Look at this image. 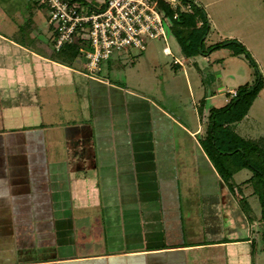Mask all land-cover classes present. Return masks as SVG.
<instances>
[{
  "label": "crops",
  "instance_id": "0c3cea01",
  "mask_svg": "<svg viewBox=\"0 0 264 264\" xmlns=\"http://www.w3.org/2000/svg\"><path fill=\"white\" fill-rule=\"evenodd\" d=\"M26 2L23 12L27 17L18 26L0 12V264H121L127 256L138 260L144 255L183 253L192 246H202L171 241L160 219L161 212L168 208L165 201L158 204L155 180L159 176L163 180L166 173L172 177L175 169L158 161L152 147L140 144L132 159L124 155L129 151L125 149H119L122 154L119 157L118 153L117 159L112 144L124 143L128 133L111 139V129L106 127L110 124L104 122L108 113L100 111L105 109L101 105L91 108V120L88 114L86 121L76 119L78 114L69 105L70 94L76 91L73 73L80 74V70L72 67L74 61L62 64L52 59L46 49L29 47L21 40L26 34L34 39L44 30L32 2ZM44 28L52 45L53 33L47 21ZM74 60L81 61L82 67L80 57ZM91 80L98 87L113 85L105 78ZM92 90L94 86L90 94ZM58 104L66 106L63 112H59ZM201 131L197 128L190 134L194 137ZM145 150L152 151L147 154ZM202 153L211 165L203 150ZM166 167L168 172L164 171ZM211 168L221 179L212 165ZM224 185V199L235 197L226 214L228 230L236 225L245 234L211 244L235 243L240 238L252 243L255 233L250 228L255 223L250 225L243 217V225L237 224V196L241 194L232 193ZM244 185L245 190L240 187L242 194L251 198V187ZM141 192L148 200L145 206L137 202ZM128 214L136 222L130 234L123 223ZM95 222L102 234H96ZM110 237L124 240L112 243ZM128 239L136 242L128 246L134 248L130 251L123 249ZM44 250L51 255H31ZM177 262L184 264L183 257L178 256Z\"/></svg>",
  "mask_w": 264,
  "mask_h": 264
},
{
  "label": "rangeland",
  "instance_id": "374dc122",
  "mask_svg": "<svg viewBox=\"0 0 264 264\" xmlns=\"http://www.w3.org/2000/svg\"><path fill=\"white\" fill-rule=\"evenodd\" d=\"M89 1L91 3V0ZM198 1L205 5L202 8L208 13V29L202 36L203 53L185 56L172 33L167 35V46L171 51L169 55L162 51L165 43L161 38L148 39L142 51L132 48L114 51L108 60L102 62V71L98 74L113 84L102 86L104 90L98 87V83L83 75L81 61L74 60L72 64V67L80 70V74L73 73L76 91L70 94L72 101L70 100L69 105L78 114L76 119L86 121L84 117L88 114L91 120V108L95 104L101 105L105 109L100 111L109 114L104 122L110 124L106 127L111 129V139L117 140L121 135L128 133L124 143L112 144L117 151V159L118 153L119 157L122 154L119 149L129 150L124 152V155L132 159L135 147L140 144L143 148L153 149L145 150L144 153L150 154L152 151L158 161L175 169V175L172 177L166 173L163 180L161 176L155 180L158 182V204L163 205L165 201L168 208L161 212L160 219L171 241L176 239L188 245L202 244L192 246L183 253L144 255L138 260L127 256L121 264H180L177 262L178 256L183 257L184 264H264V250L259 248L260 241L254 240V244L244 243L246 241L240 238V241L235 243L211 244L219 239H224V242L231 241L233 237L245 234V231L242 232L236 225L232 231L228 230L226 214L231 208L229 202H233L235 197L224 199L221 190L225 185L211 165L204 160L199 147V140L205 129L199 112H202L205 118L209 108L220 107L228 101L229 89H236L245 83L253 85L257 72L261 74L263 88L252 103L247 116L237 123L236 131L248 138L264 136V0ZM26 4V0H0V12L18 26L27 17L23 12ZM92 4H96L95 0ZM80 5L84 11H88V0ZM31 7L36 10V19H40L38 22H41L44 30L35 36L37 40L27 34L21 40L29 47L46 49L54 58L58 53L49 44L47 29L44 28L47 11L35 2L31 3ZM18 28L20 30L22 27ZM32 29L37 30L36 27ZM232 38L235 42L242 43L252 56L254 65L244 53L236 52L239 50L236 44L210 48L222 40ZM176 58L182 60L183 64L175 63ZM82 82L86 84L80 86ZM93 86L95 91L92 90L90 94ZM119 87L121 91L117 90ZM84 96H92V99L83 98ZM101 97L104 98L100 100ZM63 106L66 107L60 106L59 112H63ZM98 122H101V119ZM101 127L96 126L98 129ZM197 128L202 131L200 134L195 133L193 137L190 132ZM131 132L134 133L131 134L132 137ZM60 152L65 156V152ZM165 169L164 171H167L168 167ZM249 175L248 169H242L235 173L233 178L240 184ZM241 187L245 190V185ZM250 187L249 185L247 189ZM137 202L145 206L148 202L145 193L138 195ZM250 202L256 213H259L257 201L251 197ZM240 212L237 209L239 226L244 222V215ZM96 216L98 218L100 214ZM130 217L134 216L128 214L127 219L123 221L126 224L125 230H130L129 234L134 233L131 228L136 224ZM238 228L239 233L236 234ZM252 229L260 231L262 226L255 223ZM95 231L98 235L102 234L103 230L96 225ZM229 236L232 239L227 238ZM120 240L122 242L124 237L118 240L110 237L112 243H119ZM135 243L128 239L123 249L130 251L134 248L128 246ZM44 251L46 252L40 251L43 254L31 252V255H51L49 250Z\"/></svg>",
  "mask_w": 264,
  "mask_h": 264
},
{
  "label": "trees",
  "instance_id": "16d2710c",
  "mask_svg": "<svg viewBox=\"0 0 264 264\" xmlns=\"http://www.w3.org/2000/svg\"><path fill=\"white\" fill-rule=\"evenodd\" d=\"M69 1H76L79 4L85 3V0ZM182 1L189 2L190 10L180 11L177 18H172L174 11L167 2L160 1V6L165 10L164 17L169 20L166 24L167 34L172 33L179 42L182 53L187 57H191L198 52L203 53L201 48L202 36L208 29V20L204 9L193 0ZM32 3L34 4V2ZM88 6V10H99L104 7V4L96 7V4L93 5L88 2ZM231 43L239 47L236 52L244 53L249 57L251 64H255L252 56L242 43L235 42L234 38L222 40L214 46H210V48L221 47ZM81 45H84L82 40L65 44L57 51L56 57H52V59H56L55 61L65 65H71L74 59L80 57L79 48ZM262 86L261 74L257 72L253 85L245 83L238 86L235 89L236 94L234 96H230L228 101L220 107L209 108L205 118L202 112H199L200 119L205 124L204 133L200 137L199 144L216 173L229 190L234 194L237 192L241 194L240 197L237 196V202L246 221L250 225L254 223L261 224L262 229L254 231L257 235L254 240L260 241L259 248L264 250V136L248 138L236 131V124L247 116ZM242 169H248L250 175L240 184H237L233 180V175ZM244 184L251 186L252 192L250 196L257 201L260 208L259 213H256L250 198L242 194L240 187ZM254 240L251 244H254Z\"/></svg>",
  "mask_w": 264,
  "mask_h": 264
},
{
  "label": "built area",
  "instance_id": "2783aa9c",
  "mask_svg": "<svg viewBox=\"0 0 264 264\" xmlns=\"http://www.w3.org/2000/svg\"><path fill=\"white\" fill-rule=\"evenodd\" d=\"M27 1L35 2L47 11V23L54 34V50L83 41L86 46L79 48L83 74L96 80L102 79L98 75L102 71V62L108 60L114 51L129 48L142 51L148 39L161 38L165 43L163 53L171 54L166 31L169 20L164 17L165 10L160 1L167 2L173 9L172 18H177L180 11L190 10L189 2L182 0H95L96 7L100 4L104 7L88 11L76 1ZM175 63L183 64L178 58ZM229 94L234 96L235 89Z\"/></svg>",
  "mask_w": 264,
  "mask_h": 264
}]
</instances>
